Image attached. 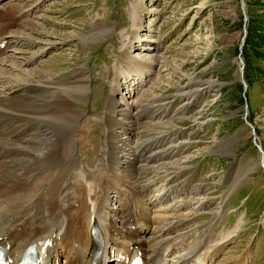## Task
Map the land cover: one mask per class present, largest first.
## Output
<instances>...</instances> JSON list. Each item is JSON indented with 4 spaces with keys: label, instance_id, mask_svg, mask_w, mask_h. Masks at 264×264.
<instances>
[{
    "label": "rangeland",
    "instance_id": "rangeland-1",
    "mask_svg": "<svg viewBox=\"0 0 264 264\" xmlns=\"http://www.w3.org/2000/svg\"><path fill=\"white\" fill-rule=\"evenodd\" d=\"M242 1L0 0V38L7 44H1L0 58L20 66L4 74L0 62V76L74 83L68 97L80 113L79 159L86 170L107 155L104 114L111 97L131 85L118 87L116 73L129 52L127 65L143 73L133 78L143 80L134 83L139 85L131 98L124 96L129 115L123 121L140 124L136 131L126 127L119 139L129 137L131 129L130 144L138 157L151 156L154 163L162 157L155 155L158 151L167 149L164 154L173 157L170 150L182 146V165L174 164L165 174L178 176V184L170 187L199 193L209 202L181 230L188 233L187 241L198 242L214 213L224 208L211 244L227 242L210 264H264V46L249 51L248 63L243 56L250 20L264 34V0H244L247 20ZM192 90L198 91L195 97L186 94ZM170 117L173 128L165 124ZM163 136L169 137L166 146L159 142ZM151 148L152 153L144 150Z\"/></svg>",
    "mask_w": 264,
    "mask_h": 264
},
{
    "label": "bare ground",
    "instance_id": "bare-ground-1",
    "mask_svg": "<svg viewBox=\"0 0 264 264\" xmlns=\"http://www.w3.org/2000/svg\"><path fill=\"white\" fill-rule=\"evenodd\" d=\"M4 42L6 38H0V45ZM128 57L126 52L117 63V85H131L111 97L104 114L109 125L107 155L89 170L80 165V113L68 97L74 83L0 76V244L13 264L33 243L42 264H169L167 256L171 264H210L222 251L227 241L211 244L214 225L224 214L221 206L198 242L189 243L188 233L181 232L196 220L199 209L209 206L199 193L192 196L181 187H170L178 184L177 175L165 176L174 164L182 165V146L170 150L173 157L164 154L167 149L158 151L155 155L162 157L154 163L151 156L138 157L130 144L135 135L131 129L129 137L119 139L126 127L136 131L140 124L123 121L129 115L124 96L131 98L139 85L134 83L143 80L133 78L143 73L127 65ZM7 60L0 58L4 74L20 68ZM53 110L55 115L50 114ZM59 110L67 114L58 115ZM169 120L165 124L175 127ZM167 141L165 136L159 140L163 146ZM154 148L144 150L152 153ZM174 157L180 158L173 163ZM177 249L182 251L178 257Z\"/></svg>",
    "mask_w": 264,
    "mask_h": 264
},
{
    "label": "trees",
    "instance_id": "trees-1",
    "mask_svg": "<svg viewBox=\"0 0 264 264\" xmlns=\"http://www.w3.org/2000/svg\"><path fill=\"white\" fill-rule=\"evenodd\" d=\"M250 21L251 23L249 24V27H248V37L246 39V44H245L244 52H243V56L245 58V61H247V63L249 59L248 57L250 55L249 51L250 50L259 51V49L257 48L259 46V43H260V46H264V34L258 33L257 28L255 27V24H253L252 26V23H254V21L253 20H250Z\"/></svg>",
    "mask_w": 264,
    "mask_h": 264
},
{
    "label": "water",
    "instance_id": "water-1",
    "mask_svg": "<svg viewBox=\"0 0 264 264\" xmlns=\"http://www.w3.org/2000/svg\"><path fill=\"white\" fill-rule=\"evenodd\" d=\"M242 9H243V12H244V18H245V20H247L246 4H245L244 0L242 1ZM244 44H245V38L243 39L242 44L240 46V52H242V48H243ZM240 62L242 64L244 63L243 58H241V57H240ZM242 70H243V66L241 68V76L240 77H241V80L243 82V85H244L245 91H246L247 88H248V84H247V82L245 81V79L243 77V71ZM220 85H223V83H221ZM247 106H248V104H246V107ZM246 127H251L252 133L255 134V128L251 125L250 122H248V121L246 122ZM259 149L263 153V149H262L261 146H259ZM261 163H262V165H264L263 157H262V162Z\"/></svg>",
    "mask_w": 264,
    "mask_h": 264
}]
</instances>
